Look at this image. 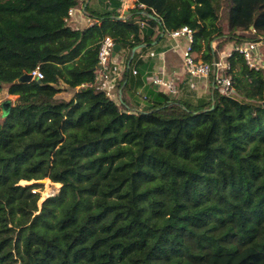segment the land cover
Listing matches in <instances>:
<instances>
[{"label":"trees","instance_id":"1","mask_svg":"<svg viewBox=\"0 0 264 264\" xmlns=\"http://www.w3.org/2000/svg\"><path fill=\"white\" fill-rule=\"evenodd\" d=\"M88 1L0 0V91L17 96L0 118V264H264V55L255 69L232 50L233 92L192 101L140 89L139 49L128 65L181 26L212 62L214 41L264 37V0ZM70 8L93 23L72 28ZM107 35L115 97L97 78ZM42 178L61 186L38 210L19 182Z\"/></svg>","mask_w":264,"mask_h":264},{"label":"built area","instance_id":"2","mask_svg":"<svg viewBox=\"0 0 264 264\" xmlns=\"http://www.w3.org/2000/svg\"><path fill=\"white\" fill-rule=\"evenodd\" d=\"M122 2V13L128 12L132 8L143 9L144 5L136 0H120ZM80 8H70L68 10V16L72 17L75 11ZM67 19V18H66ZM143 22H141L142 25ZM76 28L77 25H76ZM193 31L188 26H181L178 29H174L168 33L170 39L185 38L187 46L182 50V66L184 72L189 77V86L194 87L195 82L203 81L212 76V87L216 88L221 94H229L233 92V85L231 77L225 74L229 64L222 59L218 58L212 62L204 61L197 57V55L191 50ZM115 43L110 36H105L100 42V48L98 52V74L97 78L101 82L107 79L109 72V63L112 59V51L114 50ZM233 50L241 54L249 67L255 69L259 68V62H261V52L259 50V43L257 40H246L242 43L233 46ZM232 52V51H231ZM230 52V53H231ZM228 53L226 56L230 55ZM135 72V71H133ZM32 77L41 78L43 75L38 68H35L31 72ZM151 82L157 85L159 88H164L171 91L172 88L176 89L171 80L163 79L161 76H152ZM106 94L112 96L107 83L103 84ZM1 92V91H0Z\"/></svg>","mask_w":264,"mask_h":264},{"label":"crops","instance_id":"3","mask_svg":"<svg viewBox=\"0 0 264 264\" xmlns=\"http://www.w3.org/2000/svg\"><path fill=\"white\" fill-rule=\"evenodd\" d=\"M88 3L97 4V0H89ZM92 23L93 21L90 19L87 12L82 13L80 9H77L75 11V14L71 17L70 22L71 27L77 25L78 28L89 26ZM186 46L187 41L185 38H177L173 40L170 39L167 35L164 38L154 42L153 45L146 48V50H141L140 48L139 50L137 49L139 51L137 60H141L152 65V68L149 71H144L143 85L140 87V89H143L147 85L150 86V84L155 85L151 82V78L152 76L158 75L161 76L163 79L172 80L174 82L177 97H181L183 99L185 98L192 101L193 99H197V97L201 96V90L199 89L202 88H199V85H206L205 83L207 82V80L199 81L198 88L195 90L190 88L189 77L184 72L182 66V50L185 49ZM112 61L115 64V71L109 73L107 79L104 80L102 84L107 83V86L111 91L112 97H115L116 95H118V93L114 82H116V79L119 78L120 71L123 69V56L118 53L112 58ZM133 71H135V69ZM133 73L135 74L136 71ZM210 86L212 87L211 79H209V87ZM155 87L157 89H161L157 85H155ZM68 92L69 91L65 93ZM126 95L128 97L127 93ZM8 96L9 99L12 98V100H16L17 102L16 95L8 94ZM13 104L16 103L14 102ZM141 105H143V103Z\"/></svg>","mask_w":264,"mask_h":264},{"label":"rangeland","instance_id":"4","mask_svg":"<svg viewBox=\"0 0 264 264\" xmlns=\"http://www.w3.org/2000/svg\"><path fill=\"white\" fill-rule=\"evenodd\" d=\"M72 27L76 28V26H72ZM256 37H257V42L259 43V45L262 46V48H261V46L259 47V50L261 52L262 59H263V55H264V37L263 36L261 37L260 35H258ZM222 40L225 41V42L223 43V45L221 47L218 46V42H219L218 40L214 41L212 43V46H213L214 50L218 51L219 58L227 63V60H226L227 56L226 55L233 50V46H234L233 44L234 43L232 41H229L228 37H223ZM262 59H261V62H259V66H261L263 64ZM206 80H207V82L205 83L206 85H203V84L199 85V88H202V89H199V90H201V96L197 97V99L202 97V96L204 98H207V96H208V94L210 92L209 91V79H206ZM173 84H174V82H173ZM198 84L199 83L195 82L193 84L194 87H190V88L195 90V89L198 88ZM7 89H8V85L3 84L2 88H1V92H0V102H2L3 100L9 98L8 93H7ZM65 92H67V91H63L62 93H59L58 96H61V97L65 98V99H68V97L71 96V94H70L71 92L70 91L68 93H65ZM171 93L176 95V89L172 88ZM11 101H12V104L14 102L16 103V100H12V98H11ZM19 183L20 184L37 183V185L34 186L35 188L33 190L36 191L38 193V195H39V198L37 200L38 210L40 209L41 203L44 201V199H46L48 196H52L55 193H57L59 188H60V186H61L60 183L52 182L49 178H46V180L44 182H41L40 180H29V181L22 180Z\"/></svg>","mask_w":264,"mask_h":264},{"label":"water","instance_id":"5","mask_svg":"<svg viewBox=\"0 0 264 264\" xmlns=\"http://www.w3.org/2000/svg\"><path fill=\"white\" fill-rule=\"evenodd\" d=\"M149 16H151V15H149ZM163 34V31L161 32V35ZM144 46V44H140V45H137V46H135V47H133L132 49H131V54H130V58H129V60H128V65H129V63L131 62V59L133 58V55H134V52L137 50V49H139V48H141V47H143ZM118 51V47L117 46H115L114 47V50L112 51V56H115V54H116V52ZM32 79V75L31 74H29V73H24V74H22L20 77H19V80L20 81H23V80H31ZM11 106H12V101H11V99H9V98H7V99H5V100H3L2 102H0V118H4V117H6L8 114H9V112H10V109H11ZM213 107V102H212V105H211V108ZM45 179L46 178H42V179H39L41 182H44L45 181Z\"/></svg>","mask_w":264,"mask_h":264},{"label":"clouds","instance_id":"6","mask_svg":"<svg viewBox=\"0 0 264 264\" xmlns=\"http://www.w3.org/2000/svg\"><path fill=\"white\" fill-rule=\"evenodd\" d=\"M116 46V45H115ZM259 47H260V45H259ZM117 53V52H116ZM116 55V54H115ZM112 56V55H111ZM113 57V56H112Z\"/></svg>","mask_w":264,"mask_h":264},{"label":"bare ground","instance_id":"7","mask_svg":"<svg viewBox=\"0 0 264 264\" xmlns=\"http://www.w3.org/2000/svg\"><path fill=\"white\" fill-rule=\"evenodd\" d=\"M46 180V179H45ZM58 183V182H57Z\"/></svg>","mask_w":264,"mask_h":264}]
</instances>
